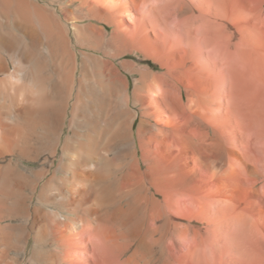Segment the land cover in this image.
I'll use <instances>...</instances> for the list:
<instances>
[{"label":"bare ground","instance_id":"obj_1","mask_svg":"<svg viewBox=\"0 0 264 264\" xmlns=\"http://www.w3.org/2000/svg\"><path fill=\"white\" fill-rule=\"evenodd\" d=\"M33 3L0 0V264H91L80 253L81 242L97 248L106 262L113 257L114 264H174L176 240L181 243L189 233L175 217L179 194L192 193L196 204L201 203L193 193L216 198L212 203L234 195L237 200L236 192H244L239 180L247 175L251 186L246 195L259 196L257 170L236 151L223 149L240 169L228 166L229 161L206 173L193 165L200 149L196 135L207 137L211 131L215 143L221 135L219 111L213 107L222 104L214 106L208 95L216 71L211 60L202 54L168 53L170 69L164 74L137 70L138 83L130 95L127 80L113 63L128 48L122 36L108 38L87 21L63 22L57 13L64 10ZM90 11L99 19L109 18L99 9ZM64 12L74 16L72 10ZM262 16L264 0H237L238 86L257 94L264 93ZM143 33L139 45L147 54L160 53L162 45ZM116 146L121 151L110 158L107 154ZM210 179L213 186L208 187ZM223 202L214 206L224 207ZM110 203L111 211L105 208ZM227 231L223 233L231 236ZM247 240L240 244L252 247ZM199 244L192 245L199 250Z\"/></svg>","mask_w":264,"mask_h":264},{"label":"rangeland","instance_id":"obj_2","mask_svg":"<svg viewBox=\"0 0 264 264\" xmlns=\"http://www.w3.org/2000/svg\"><path fill=\"white\" fill-rule=\"evenodd\" d=\"M27 1L31 3L34 2L33 4H37V6L44 7L45 9H52L59 11L72 10V12L74 13L73 17L72 15H69L64 11L63 13L61 12V14L57 13V15L62 17L61 19L63 20V22H66V19L69 23H73V22L75 23L76 21V23L78 24H82L83 22H84L83 24H86L88 22L102 29L103 33H106L105 35H107L108 38L112 37L114 34L122 36V38L127 42L128 48L122 57L120 58L115 57L113 59L114 60L113 63L118 69L120 75L127 80L130 95H132V90L138 83V78L136 73L137 70L148 69L150 71H153V73L155 74H164L166 71H168V68L170 69V67H167L169 66V64H167L166 62L168 53L181 52L187 54L189 53L192 55L202 54L206 58L212 61L210 65L214 69H216V71L213 78V84L211 85L213 87H211V90H209L208 95L211 97L212 101L211 100L210 101L215 103L214 106L218 105L219 103L222 104L221 108L219 109H217L218 106L213 107L214 109L216 108V110L219 111V113L216 112V115L218 116L219 114L218 120H221V122L218 121L221 124L220 125L221 135L219 138V142L215 143V141L217 140L215 141L211 140L215 138L213 132L211 131H210V135L207 136L208 138L202 136L198 137L196 133L195 134L192 133L196 135L198 143L200 144V149L201 147L204 149V150L199 149V152L197 153L198 155L197 154H196L197 156L194 155L193 165L199 170L202 168V171H204L205 173L206 171H208V168L210 167L212 168L213 166L217 167V165L221 161H226L227 164L229 161L228 166L236 164L235 166L236 167L238 166L239 168L240 164L237 165V162L235 163V161H233L232 159L231 160L233 161V163L232 161L230 162L229 160L230 157L227 155V152H225L226 150L236 151L237 153H239V155H241L245 163L252 165L257 170L259 177L256 182V189L259 193V196L258 195L257 197L253 196L254 198H252L250 194L246 195V192H248L249 187L251 186V184H248L251 182V180H249L247 175H244V173L243 175L246 176V178L244 179L241 177L243 172L242 166H241L242 167L241 170H239L238 173V175L239 174L241 175H239L238 178L239 177L242 178V179L239 178L240 179L239 182L241 183L240 187L242 185V189L240 188V191H244V192H236L237 190L234 189L237 196L240 195V197L239 198L237 197L236 200V197L234 195L235 199L234 198L233 199L235 201L232 199L234 201L233 205H231L232 200H225L224 202H226L227 206L224 204L225 207L224 208L223 205L221 204L222 205L221 208H217L218 206L220 207V204L218 203H222L223 201L219 202L217 200L218 201L217 203L215 202L216 201L215 200L213 204L212 201L213 199L216 198L210 196L211 198H213L212 200H210L211 198H209V196H204L203 198L202 197L203 195H200L198 197L197 194L193 193L195 195V198H197L201 203V204H196L194 200L192 201V198L190 196V194L192 193H188L187 196H185L186 195L185 193L184 195H182V193L179 194L177 196V200L175 203V209H176L175 217L179 219L178 222H183L182 224L188 227L189 233L187 236L188 239L186 238V240L187 241L189 240V242H185L186 240H184L181 241L180 243V240L178 239L176 240V244L172 251V260L174 264L180 263L179 261L182 259L183 261H185V262L182 261L183 264L184 263L195 264V260L197 259L198 260L196 261V264H201V263L202 264L203 263L204 264L205 263L206 264H212V263L213 264H251V263L264 264V251H263L264 242L262 241V239H264V228H262V225L264 227V223H261L264 222V211H263L264 210L263 209L264 206L263 203L264 202V95L263 94L264 93L257 94L255 93V91L252 92L248 88H244V87L241 88L238 86V80H237L238 73L235 70V66H236L235 59L238 53V40L236 35L237 0H182V1L181 0H27ZM81 4L85 6H82ZM92 8L96 9V11L99 9V11L106 12L109 16L108 20L99 19L95 17L96 15H94V13L90 11ZM79 16H81L82 18H79ZM70 19L72 20L74 19V20L72 21ZM262 19H264V17ZM144 27L146 29L142 30V28ZM139 32L141 33L144 32L143 34H148L151 40L157 41L160 45H162L161 52L147 54V52H145V50L138 43L141 37V33ZM261 38L263 44L264 35ZM79 51H86V50L79 48ZM57 52L59 54H62L61 50H58ZM111 52L114 53L115 49H111ZM215 62L217 63V65H215ZM182 91L184 95H186V91L183 89ZM249 93L250 95H248ZM208 95L207 98H210ZM203 142L207 144H203ZM220 142L222 145L219 144ZM120 151H121L120 146L119 147L116 146L110 149V153H108L107 155L110 158H112L115 156L116 153L118 154V152ZM199 154L201 155V157ZM211 168L209 170H211ZM214 168H212L213 171ZM243 179L245 180V182ZM211 182H212L211 179L208 180V185H209L208 187L213 186L211 185ZM109 185L112 187L111 183ZM232 187H234V185H232L231 188ZM122 200H123V204H126L127 201L126 198H123ZM198 200L197 202L199 203ZM216 203L218 204L216 205L217 207L214 206ZM261 203L263 204V206L259 207L262 205ZM187 206H191V207L188 208ZM230 206L232 208H230ZM246 206L248 207L246 208ZM204 207H206L208 211L211 209L210 210L211 212H208L207 210L206 212ZM105 208L111 211L114 208V206L113 204L110 203L109 205H106ZM221 209L222 212L220 211ZM200 210H203L206 213L204 212L205 213L204 214L203 211ZM187 211H189L190 214ZM198 212L200 213L202 212L201 215H199L200 213ZM207 213H209L210 215ZM259 214L262 215L263 220H261L262 218L260 219ZM202 215L203 217H205V215L206 216L209 215L208 218H210L211 216L212 219L211 220L209 219L211 223L208 222L207 217H206L207 221L206 219H203V217L201 218ZM242 215L244 216L242 217ZM250 217H251L250 219L251 221L249 220ZM201 219L205 220V222L201 223L202 221ZM221 220L224 221L222 222ZM243 220L245 221L243 222ZM206 222L210 223V225H208ZM224 223L226 224L229 223L227 226H224L226 229H224L223 225H221ZM216 224L219 225L218 227L220 229L216 227L217 226ZM200 226L202 227V229ZM205 226L209 228H206ZM220 226H222V228ZM233 230L237 232L234 231L233 233ZM194 231L196 233H194ZM217 231L220 233L218 234ZM226 231L229 233H231L230 231H232L231 236L229 233H228L229 235L227 236ZM223 232L226 234H224ZM221 234L223 237L221 236ZM255 234L257 235L259 234V235L255 236ZM191 235H193V237H191ZM248 236L251 237V239L248 240L250 242L253 241L252 242L253 246L250 243V245L252 246L250 248H248L249 245L248 246L246 245L248 244L247 242L243 243L242 245L240 244V242L246 241L247 238H249ZM224 237H227L228 239H225ZM236 237H239L241 241L238 238L237 241ZM200 238L202 239L200 240ZM216 239L218 240L220 239L221 241L217 240L218 242H216L215 245L214 241H216ZM234 240L238 242L236 246H234L233 243L235 242ZM208 241L210 242L209 243L210 245L208 244ZM190 242H191V246L189 244ZM211 242L215 246L211 244ZM227 242L230 243V246H228L229 243L227 244ZM256 242H258V245ZM81 243L79 246L80 253L82 256H86L90 258L92 260L91 264H114L116 262L114 261L113 257H109V261L107 262L104 261L100 251L97 250V248H93L90 244H85L84 242ZM197 243H200L199 245H201L199 246L200 247L199 250L198 249L196 250V248H194L195 246L194 244ZM185 245L189 247L190 252L188 251ZM192 246L194 248L192 250H195L196 254L194 253V251L191 250ZM210 248L212 251L210 250ZM200 249L202 250V252ZM131 251L132 248L126 254L130 255ZM199 251L203 254H201ZM243 251L244 252L246 251L247 253H244ZM192 252L194 253L193 256H192L193 254ZM198 253H200L201 256ZM183 254H185L184 257H186L185 258L186 260H184ZM190 255L192 256L191 258L189 257ZM198 255L199 257H195ZM187 257L189 258L188 260ZM125 258L126 256H124L123 260ZM199 258L202 259L199 260ZM81 263L90 264V263H86L85 261L83 262L81 260L78 261V263L76 264H81Z\"/></svg>","mask_w":264,"mask_h":264}]
</instances>
